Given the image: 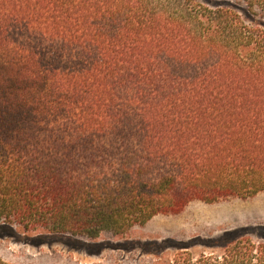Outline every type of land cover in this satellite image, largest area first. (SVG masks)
<instances>
[{
  "label": "trees",
  "instance_id": "16d2710c",
  "mask_svg": "<svg viewBox=\"0 0 264 264\" xmlns=\"http://www.w3.org/2000/svg\"><path fill=\"white\" fill-rule=\"evenodd\" d=\"M213 1L0 0V231L95 244L264 192V0ZM233 235L147 264H264Z\"/></svg>",
  "mask_w": 264,
  "mask_h": 264
},
{
  "label": "rangeland",
  "instance_id": "374dc122",
  "mask_svg": "<svg viewBox=\"0 0 264 264\" xmlns=\"http://www.w3.org/2000/svg\"><path fill=\"white\" fill-rule=\"evenodd\" d=\"M183 213L191 216L162 218L150 230H133L124 237L104 236L95 244L0 231V258L16 264H147L155 259V253L165 251L172 258L181 247H189L197 255L209 253L214 242L227 234L223 232L229 223L234 228L230 231L233 237L254 241L264 237V227L260 226L264 225V194L248 201L193 203ZM151 242L156 244L150 246Z\"/></svg>",
  "mask_w": 264,
  "mask_h": 264
},
{
  "label": "crops",
  "instance_id": "0c3cea01",
  "mask_svg": "<svg viewBox=\"0 0 264 264\" xmlns=\"http://www.w3.org/2000/svg\"><path fill=\"white\" fill-rule=\"evenodd\" d=\"M262 194H264V192H261V193H259V194H257V195H255V196H253V197H251V198H248V199H241V200H244V201H248V200H252V199H254L255 197H257V196H259V195H262ZM235 199H240V198H234V199H229V200H222V201H232V200H235ZM222 201H219V202H222ZM193 203H205V202H200V201H195V202H191V203H189L185 208H187L189 205H191V204H193ZM216 203H218V202H216ZM207 204H212V203H207ZM184 208V209H185ZM184 209L180 212V214H178V215H173V216H163V215H159V216H155L153 219H151L145 226H143V227H139V228H136V229H134V230H147V229H151L152 227H155L156 225H157V220H159V219H162V218H164V219H171V218H175V217H177V216H182V215H184V214H186V216H191V215H189V213H183L184 212ZM232 223H229V224H227V228H225V230H224V232L223 233H229L231 230H233L234 228H232L230 225H231ZM261 227H264V225H260ZM212 237V236H211Z\"/></svg>",
  "mask_w": 264,
  "mask_h": 264
}]
</instances>
